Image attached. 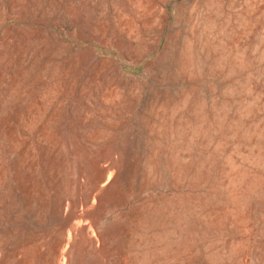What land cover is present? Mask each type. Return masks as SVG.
Returning <instances> with one entry per match:
<instances>
[{
    "label": "rangeland",
    "instance_id": "rangeland-1",
    "mask_svg": "<svg viewBox=\"0 0 264 264\" xmlns=\"http://www.w3.org/2000/svg\"><path fill=\"white\" fill-rule=\"evenodd\" d=\"M55 1L0 0V264H264V0Z\"/></svg>",
    "mask_w": 264,
    "mask_h": 264
},
{
    "label": "bare ground",
    "instance_id": "bare-ground-1",
    "mask_svg": "<svg viewBox=\"0 0 264 264\" xmlns=\"http://www.w3.org/2000/svg\"><path fill=\"white\" fill-rule=\"evenodd\" d=\"M26 1H28V0H26ZM57 1V0H56ZM55 1V2H56ZM13 2V1H12ZM42 2V1H41ZM52 2V1H51ZM42 6V5H41ZM62 6V5H61ZM31 7V6H30ZM53 8V7H52ZM30 9V8H29ZM110 9H111V7H110ZM70 12V11H69ZM65 13V12H64ZM69 14H71V13H69ZM110 15H112V14H110ZM71 16V15H70ZM110 21V20H109ZM42 27V26H41ZM29 28V27H28ZM20 30V29H19ZM73 34V33H72ZM61 35V34H60ZM116 49V48H115ZM73 52V51H72ZM87 53H88V51H87ZM142 54V53H141ZM90 56V55H89ZM104 57V56H103ZM107 57V56H106ZM84 58V57H83ZM98 58V57H97ZM127 59V58H126ZM94 61V60H93ZM119 74V73H118ZM7 106V105H6ZM1 150V149H0ZM102 165V164H101ZM106 165V164H105ZM107 167H109V166H107ZM28 169V168H27ZM40 170V169H39ZM13 172V171H12ZM42 176V175H41ZM38 177V176H37ZM108 177V176H107ZM109 180V179H108ZM34 183V182H33ZM101 183H103V182H101ZM102 185V184H101ZM104 185V184H103ZM107 185V184H106ZM45 186V185H44ZM105 186V185H104ZM1 187H3V186H1ZM45 190V189H44ZM94 198H95V196H94ZM92 199V198H91ZM96 199V198H95ZM93 200V199H92ZM50 204V203H49ZM68 210V209H67ZM67 210H66V213H67ZM89 221V220H88ZM91 222V221H90ZM90 222H88L89 224H90ZM98 228V227H97ZM68 230H70V229H68ZM87 233H88V231H86ZM90 234H91V232H89ZM95 238V237H94ZM95 242H97L96 241V239H95ZM66 244V243H65ZM70 244V243H69ZM67 245L66 247V251H65V253L63 254V261H64V264H67V262H69V258H70V249H71V244L70 245ZM97 244V243H96ZM99 246V245H98ZM60 259V258H59Z\"/></svg>",
    "mask_w": 264,
    "mask_h": 264
}]
</instances>
